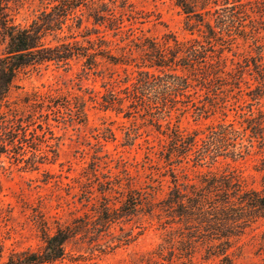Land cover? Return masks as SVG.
<instances>
[{
	"label": "trees",
	"instance_id": "obj_1",
	"mask_svg": "<svg viewBox=\"0 0 264 264\" xmlns=\"http://www.w3.org/2000/svg\"><path fill=\"white\" fill-rule=\"evenodd\" d=\"M8 1L0 0V159L12 158L17 164L23 162L26 169L34 170L45 162L40 161L45 138L38 139L37 130L50 129L49 115L62 113L61 108L68 106L53 97L36 94L25 97L17 106L9 100V93L19 74L26 68L41 65L68 68L74 59L83 60L86 71L97 68L101 60L126 65L130 61H119L111 55L107 41L98 35L96 27L83 26L82 9L97 3L96 9L88 13L93 26L102 25L108 30L121 28L122 21L114 17L112 9L106 8L104 0H47L25 25L13 22L7 11ZM175 4L185 14L186 29L197 35L184 41L167 37L161 43L140 39L136 45L141 61L135 74L126 77L120 94L108 90L101 107L119 112L127 107L129 111L157 115L154 125L161 127L158 120H166L163 118L176 110L178 103L190 104L197 90L208 96L216 95L222 87L239 89L242 82L252 102H264L263 45H259L256 56L245 57L242 63L231 61L233 67H229L226 55L232 52L234 38L247 33L256 37L258 29L264 30V21L249 32L245 29L254 22L253 14L264 15V2L175 0ZM90 34L96 38H89ZM79 36L86 44L79 41ZM256 110L254 113L250 109L239 127L232 122H221L201 135L197 131L184 133L165 122L166 130L160 132L167 139L164 156L167 164L181 163L186 158L195 166H200L202 161L213 163L220 156L235 160L254 143L263 153L264 111ZM75 115L81 117L84 113L79 108ZM244 139L247 144L243 143ZM261 160L260 170L264 171V155ZM170 176L173 186L157 203L153 202L151 193L132 188L125 191L118 205L102 195L91 215L85 213L52 230L44 225L40 228L42 244L38 249L10 251L0 264H54L66 258L72 262L94 260L97 256L94 251L89 255L80 251L76 254L68 246L77 242L97 245L111 226L129 222L139 213L151 215L155 208L159 217L164 215L162 226L168 229L162 241L133 264H195L194 254L201 247L203 260L219 258V264H236L228 250L233 239L257 217L264 216V194L248 188L235 171H208L201 174L200 185L178 182L173 169ZM261 183L264 185V174ZM134 237L125 233L114 242L128 244ZM2 252L0 243V257Z\"/></svg>",
	"mask_w": 264,
	"mask_h": 264
},
{
	"label": "rangeland",
	"instance_id": "obj_2",
	"mask_svg": "<svg viewBox=\"0 0 264 264\" xmlns=\"http://www.w3.org/2000/svg\"><path fill=\"white\" fill-rule=\"evenodd\" d=\"M46 2L9 0L7 11L14 23L25 25ZM103 2L107 9H112L114 17L122 21L121 28L108 30L102 25L93 26L88 13L96 9L97 3L82 9L83 26L96 27L98 35L107 41L110 54L119 61H130V64L101 60L97 68L86 71L83 70V60L74 59L68 68L53 64L29 67L19 74L10 90L9 100L17 106L25 97L32 98L36 94L53 97L59 103H67L68 107L61 108L63 115L57 112L49 115L50 129L37 130L38 139L45 138L40 159L45 162L37 169H26L23 162L17 164L5 156L0 159V243L3 245L0 262L10 251L38 249L42 244L40 228L44 225L52 230L56 225L70 223L85 213L91 215V209L98 205L102 195H107L110 203L118 205L125 191L132 188L151 193L153 202L157 203L173 186L170 169L176 173L178 182L196 185H200L201 174L208 171H235L248 188L264 194L261 183L264 171L260 170L264 151L259 152L256 143L240 158L233 160L220 156L213 163L202 161L200 166H195L187 158L170 166L164 158L167 139L160 131L166 130L167 121L184 133L197 131L201 135L210 126L221 122H232L239 127L250 109L254 113L257 108L264 111V102H252L242 82L239 89L222 87L216 95L208 96L197 90L190 104L178 103V108L163 118L166 120H158L161 127L154 125L157 115L129 111L127 107L120 112L101 107L102 97L108 90L120 94L126 77L135 74L141 61L136 45L140 39L161 43L167 37L184 41L197 35L186 29L185 14L175 0ZM251 19L254 22L245 28L247 32L252 27H259L264 15L256 13ZM257 31L256 37L247 33L234 38L232 52H226L229 67H233L231 61L242 63L243 58L256 56L259 45H263L264 52V30ZM88 37L96 38L95 34ZM78 39L86 44L80 36ZM245 78L248 80V76ZM79 108L84 116L75 115ZM243 143L247 144V141L244 139ZM158 213L155 208L151 215L139 213L129 222L111 226L97 245L77 242L68 246L71 253L80 251L89 255L94 251L97 255L94 260L72 262L71 258H66L54 264L91 261L96 264H133L166 234L168 227L162 226L165 217H159ZM125 233L135 237L128 244H116L115 239ZM228 253L232 254L236 264H264V216L257 217L239 237L233 239ZM203 254L204 248L201 247L194 254L195 264H219V258L201 259Z\"/></svg>",
	"mask_w": 264,
	"mask_h": 264
}]
</instances>
